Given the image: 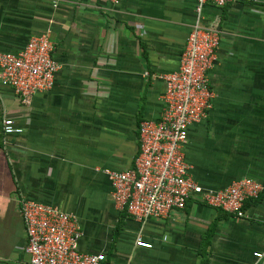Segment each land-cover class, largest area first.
Here are the masks:
<instances>
[{"label":"crops","instance_id":"obj_1","mask_svg":"<svg viewBox=\"0 0 264 264\" xmlns=\"http://www.w3.org/2000/svg\"><path fill=\"white\" fill-rule=\"evenodd\" d=\"M211 20L213 97L187 129L188 174L207 189L250 177L262 190L240 218L189 198L137 222L113 207L104 170L129 168L139 120L159 116L158 76L177 67L193 0H0V50L46 33L58 65L53 88L27 102L0 84V121L21 128L3 136L0 125V264H29L21 198L74 215L79 250L103 252L104 264H264L253 256L264 251V0L206 3L200 23Z\"/></svg>","mask_w":264,"mask_h":264},{"label":"built area","instance_id":"obj_2","mask_svg":"<svg viewBox=\"0 0 264 264\" xmlns=\"http://www.w3.org/2000/svg\"><path fill=\"white\" fill-rule=\"evenodd\" d=\"M116 5L119 0H107ZM242 0H193L195 23L190 26L176 69L161 74V112L157 118H143L137 124V151L132 165L121 171L104 170L111 188V201L118 211L143 222L165 218L171 210L182 209L189 198L240 218L244 203L256 198L262 184L240 177L219 189L200 186L188 174L182 146L187 129L202 122L211 108L213 91L208 81L220 39L216 20L200 23L206 3L222 7ZM48 34L31 35L14 52L0 50V84L23 102L33 95L50 91L58 69L52 57ZM3 136L21 128L11 117L0 121ZM24 243L29 264H104L101 251L83 252L78 241L82 231L74 215L51 204L21 198L18 202ZM135 244L150 247L139 236ZM257 260L264 251L254 252Z\"/></svg>","mask_w":264,"mask_h":264},{"label":"rangeland","instance_id":"obj_3","mask_svg":"<svg viewBox=\"0 0 264 264\" xmlns=\"http://www.w3.org/2000/svg\"><path fill=\"white\" fill-rule=\"evenodd\" d=\"M235 218H237V217H235ZM157 219H161V218H157ZM115 231V230H114Z\"/></svg>","mask_w":264,"mask_h":264},{"label":"trees","instance_id":"obj_4","mask_svg":"<svg viewBox=\"0 0 264 264\" xmlns=\"http://www.w3.org/2000/svg\"><path fill=\"white\" fill-rule=\"evenodd\" d=\"M218 209V208H217Z\"/></svg>","mask_w":264,"mask_h":264}]
</instances>
